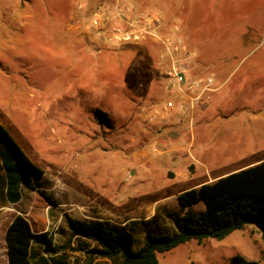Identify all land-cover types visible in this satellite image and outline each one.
Listing matches in <instances>:
<instances>
[{"label": "rangeland", "instance_id": "374dc122", "mask_svg": "<svg viewBox=\"0 0 264 264\" xmlns=\"http://www.w3.org/2000/svg\"><path fill=\"white\" fill-rule=\"evenodd\" d=\"M129 4L132 18L160 13L162 27L112 44ZM165 37L181 41L172 57ZM173 64L188 78H212L204 110L166 107ZM0 123L43 170L37 190L22 185L17 211L59 241L64 212L134 220L136 249L141 221L175 210L180 192L264 158V0H0ZM234 256L264 264L257 225L191 239L158 253L157 264H229Z\"/></svg>", "mask_w": 264, "mask_h": 264}, {"label": "trees", "instance_id": "16d2710c", "mask_svg": "<svg viewBox=\"0 0 264 264\" xmlns=\"http://www.w3.org/2000/svg\"><path fill=\"white\" fill-rule=\"evenodd\" d=\"M95 114L108 121L105 112L97 109ZM42 175L43 170L0 123V189L5 185L14 188L18 182L37 190ZM39 193L44 195L43 191ZM8 197L13 200L16 195ZM47 200L50 202L49 197ZM176 200L175 210L163 209L160 215V209L141 221L143 236L136 249L132 248L137 224L134 220L121 225L79 219L64 212L66 231L58 243L48 232L33 233L25 216L15 214L4 231L7 264H95L99 259H116L117 264H157L158 253L191 239L220 240L249 224L257 225L264 245V160L182 191ZM165 218L170 225L164 223ZM229 264L253 261L234 256Z\"/></svg>", "mask_w": 264, "mask_h": 264}, {"label": "built area", "instance_id": "2783aa9c", "mask_svg": "<svg viewBox=\"0 0 264 264\" xmlns=\"http://www.w3.org/2000/svg\"><path fill=\"white\" fill-rule=\"evenodd\" d=\"M132 5L126 7V12L117 15L118 24L114 25L113 34L114 39L112 44L121 43L125 40H138L146 35L156 36L163 24V19L160 13L149 12L139 13L134 18L130 17L128 13H132ZM179 28L173 26V34L178 32ZM114 42V43H113ZM166 54L171 56L178 52V47L181 45L180 39L175 37H165L162 39ZM166 89H170L173 93V98L166 102L167 108H175L177 112L185 110H193L203 103V97L206 92H209L212 84V78L206 76L188 78L183 66L171 65L166 71L165 77Z\"/></svg>", "mask_w": 264, "mask_h": 264}, {"label": "crops", "instance_id": "0c3cea01", "mask_svg": "<svg viewBox=\"0 0 264 264\" xmlns=\"http://www.w3.org/2000/svg\"><path fill=\"white\" fill-rule=\"evenodd\" d=\"M80 44H82V38H81V42ZM218 88L217 87H214V89L216 90ZM213 89V90H214ZM214 90V91H215ZM212 92V91H211ZM206 99V97H205ZM205 99L203 101V103L199 106V107H196L194 108L193 110H189V114L191 115L192 113H194L196 110H204L206 108V102H205ZM191 120V119H190ZM204 136V135H203ZM199 137V135H198ZM191 139L192 136H191ZM264 160V158L256 161V162H253V163H250L246 166H243V167H240V168H237V169H234L232 170L231 172L233 171H237L239 169H242V168H245L247 166H250V165H253V164H256L260 161ZM11 193H13V195H16V198L11 200L8 196L10 195ZM24 189L22 188V184L21 183H18V182H15L14 184V188L13 186H3L1 189H0V220L3 219V220H6L7 218V222L6 224L3 226V229L0 231V250L3 251V259L0 260V264H7V260H6V242H5V238H4V231H5V228L6 226L8 225V223L11 221L12 217L15 215V214H22L24 215L22 212L20 211H17L16 210V206L18 204H20V202L22 201L23 199V196H24ZM9 194V195H8ZM153 214V213H152ZM151 214V215H152ZM46 215V214H45ZM150 215V216H151ZM25 216V215H24ZM149 216V217H150ZM25 218L28 220L29 224H30V227H31V231L35 234L37 233H42V232H48L46 228H38V226L34 225L26 216ZM47 218V217H46ZM148 218V217H147ZM66 231V226L65 227H62L60 228L58 231H56L55 233L59 235L60 237V241L57 240L55 238V235L52 234L51 232H48L50 234H52L53 236V239L55 242H62L63 239H64V232ZM103 260H108V259H103ZM98 261V260H97ZM4 262V263H3Z\"/></svg>", "mask_w": 264, "mask_h": 264}]
</instances>
